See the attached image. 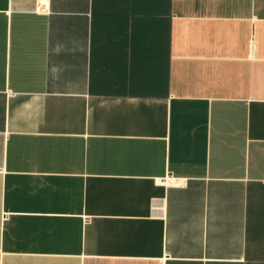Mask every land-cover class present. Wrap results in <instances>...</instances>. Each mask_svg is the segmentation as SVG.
<instances>
[{
    "label": "crops",
    "instance_id": "crops-1",
    "mask_svg": "<svg viewBox=\"0 0 264 264\" xmlns=\"http://www.w3.org/2000/svg\"><path fill=\"white\" fill-rule=\"evenodd\" d=\"M0 264H264V0H0Z\"/></svg>",
    "mask_w": 264,
    "mask_h": 264
}]
</instances>
